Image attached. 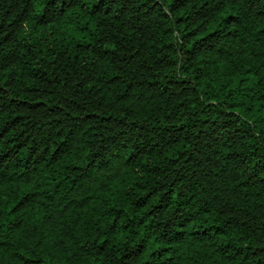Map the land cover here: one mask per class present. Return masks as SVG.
<instances>
[{
	"label": "trees",
	"instance_id": "trees-1",
	"mask_svg": "<svg viewBox=\"0 0 264 264\" xmlns=\"http://www.w3.org/2000/svg\"><path fill=\"white\" fill-rule=\"evenodd\" d=\"M0 264H264V0H0Z\"/></svg>",
	"mask_w": 264,
	"mask_h": 264
}]
</instances>
